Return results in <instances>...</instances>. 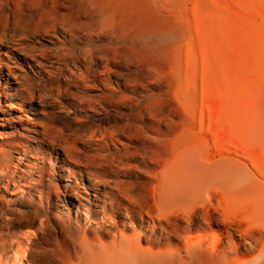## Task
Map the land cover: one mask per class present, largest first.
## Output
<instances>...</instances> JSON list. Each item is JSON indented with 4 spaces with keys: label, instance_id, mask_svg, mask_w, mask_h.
Returning a JSON list of instances; mask_svg holds the SVG:
<instances>
[{
    "label": "bare ground",
    "instance_id": "1",
    "mask_svg": "<svg viewBox=\"0 0 264 264\" xmlns=\"http://www.w3.org/2000/svg\"><path fill=\"white\" fill-rule=\"evenodd\" d=\"M243 9L242 0H0V44L24 51L35 76L1 55L0 69L30 98L53 88L69 113L63 130H75L19 116L68 168L60 186L34 148L0 130V264H264V68L255 60L245 72ZM63 35L96 47L55 66L34 40ZM10 90L0 84V110ZM16 201L40 211L39 233L5 214ZM60 203L77 211L51 240L48 209Z\"/></svg>",
    "mask_w": 264,
    "mask_h": 264
},
{
    "label": "rangeland",
    "instance_id": "2",
    "mask_svg": "<svg viewBox=\"0 0 264 264\" xmlns=\"http://www.w3.org/2000/svg\"><path fill=\"white\" fill-rule=\"evenodd\" d=\"M242 1L244 8L243 23H244V27H246L245 28L246 32L244 33L242 40V50H243L242 61L245 72L250 73L255 60L262 68H264V0H242ZM34 41L39 42L41 44L40 46L41 49L49 50L50 52H53L54 55L56 54L55 58L52 60L54 62V65L59 66L60 64L63 67L67 66V63L64 61V59H67L68 57H80L84 55L88 50L96 47V43L93 42L89 43L88 40L84 38H79V37L74 38L67 35L65 37L64 35L61 36L60 41L57 43H56V39L46 36L37 38ZM0 55L2 58H4L3 60L4 64L10 62L12 68L17 70L18 72L25 73L29 77L35 76L28 63L30 61L29 56H27L25 52L19 49L18 47L15 48L9 46L7 43H2L0 44ZM58 55L60 56V58ZM62 61L63 63L66 64H63ZM44 77L43 79H47L46 76ZM0 84H2V89L6 86L12 88V91L10 90L11 93L9 92L7 94H1L3 110H0V125H1L0 130L6 133L7 136L5 138L14 141H24L26 144L30 145L31 148H34L32 152H30L31 153L30 157L41 158L42 156L41 161H45L46 163L45 167H47L45 168V171H48L52 176H54L56 178V182H58L60 186L61 181L58 178L59 170L60 168H62L63 170L66 169L65 171H67L68 168L66 166H63L62 163H59L60 155H57L52 151L48 150L47 147L48 143L47 144L45 143L48 141H43V140L41 141L38 134H35L34 132L31 131L28 132L26 130V125L19 120V116L23 113H28L30 114L31 117H39V120H42L43 117H45V115L50 117L52 116V118L55 117L57 119V121L54 120L55 123L60 121L59 123H56V127L59 125L60 127L58 126V128L64 131L65 133L67 132L66 134L68 133L73 134V132L75 134V130L72 131L63 130L68 124V121L66 122L64 120V115L66 114L68 115L69 113L67 111L62 112L61 109L53 103L54 100L57 99L53 88L50 89L49 87L47 88L48 92L50 91L49 93L46 92L47 89L44 90L42 92L43 94L42 98H30L24 95L23 93L17 92L15 90L17 88L16 79L9 74L7 68L4 66L0 69ZM4 117L13 118L12 120L14 123L6 122L4 124L5 122L3 121ZM3 127H6V129L4 130ZM15 128H17V130ZM32 136L34 137L32 138ZM3 138H0V140H2ZM138 163L139 162L137 161H133L132 165L135 166L138 165ZM139 166L141 168L140 163ZM140 168L134 170V174H133L134 176L140 175ZM65 179L70 182H75V179L72 177H66ZM63 197L64 194L62 198ZM10 208L13 212L20 215L22 217V220H28V221L30 220L34 224V226L29 230L31 231V233L36 234L41 231L40 218L42 217V214L40 213V211L27 206L26 202L23 201L22 202L16 201L15 205L11 207H6L5 214H7L10 211L9 210ZM68 210H72V216L73 215L75 216L77 211L76 207H70L68 205L65 206L63 203H60L58 207H56L53 204L50 205V209H48V214H47L48 218L46 219H47V232L49 233L51 240H54V238L56 236H59L63 231L68 230V228H66L67 224L65 223L66 220L65 215L67 214ZM2 219L4 220V215L0 216V232L3 231ZM96 220L98 221L99 218H97ZM40 261L43 263L45 262L44 259L43 260L40 259Z\"/></svg>",
    "mask_w": 264,
    "mask_h": 264
}]
</instances>
